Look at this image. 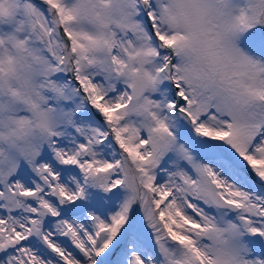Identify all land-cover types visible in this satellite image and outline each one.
<instances>
[{
    "label": "snow or ice",
    "instance_id": "1",
    "mask_svg": "<svg viewBox=\"0 0 264 264\" xmlns=\"http://www.w3.org/2000/svg\"><path fill=\"white\" fill-rule=\"evenodd\" d=\"M0 264H264V0H0Z\"/></svg>",
    "mask_w": 264,
    "mask_h": 264
}]
</instances>
